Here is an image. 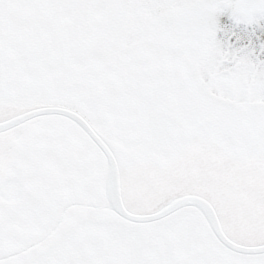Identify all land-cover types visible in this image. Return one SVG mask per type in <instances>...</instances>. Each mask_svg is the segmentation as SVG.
I'll return each mask as SVG.
<instances>
[{
  "label": "snow or ice",
  "instance_id": "1",
  "mask_svg": "<svg viewBox=\"0 0 264 264\" xmlns=\"http://www.w3.org/2000/svg\"><path fill=\"white\" fill-rule=\"evenodd\" d=\"M0 264H264V0H0Z\"/></svg>",
  "mask_w": 264,
  "mask_h": 264
}]
</instances>
